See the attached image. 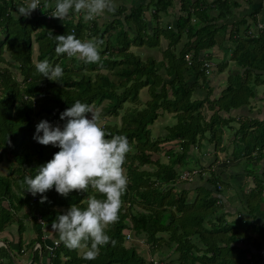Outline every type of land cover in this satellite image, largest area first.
Listing matches in <instances>:
<instances>
[{
    "label": "trees",
    "instance_id": "trees-1",
    "mask_svg": "<svg viewBox=\"0 0 264 264\" xmlns=\"http://www.w3.org/2000/svg\"><path fill=\"white\" fill-rule=\"evenodd\" d=\"M136 1L123 21L98 25L95 19L84 21L82 14L70 13L62 21L51 17L55 0H48V9H43L41 0L43 11L37 8L27 18L17 11L23 0H0V163H6L7 168L6 176H0V229L15 223L19 227L17 213L25 210L23 218L30 221L35 240L41 243L43 232L35 216L51 229L57 215L73 204L85 207L83 201L95 194L92 190L73 191L63 197L53 188L41 203V194L33 197L25 193L19 183L25 176L34 178L38 167L59 151L33 139L36 125L47 120L62 127L65 121L60 120V114L79 100L99 108L101 119H114L109 123L102 120L106 138L127 137L132 149L123 166L127 189L119 220L107 230L115 247L108 244L94 260H85L87 249L78 254V250L65 247L56 233L58 246L52 252V264H264V225L243 220L241 213L227 221V212L220 213L224 206L217 175L209 173L207 177L204 173L210 164L197 167L191 154H204L206 144L213 146V154L225 151L221 140L227 129L233 160L264 158V113L260 121L238 115L240 108L256 97L254 88L264 85V29H258L255 20L259 10L247 15L250 24L243 18L231 23L229 57L214 66L209 50L215 45L216 33L225 27L211 22L229 17L238 8L237 1L217 0V13L204 6L203 0L184 4L172 28L159 25L171 0ZM252 25L257 33L249 31ZM49 32L53 36L74 34L82 41L103 39L102 67L57 55L56 41ZM134 49H146L147 55L142 57L143 53L136 54ZM154 50L159 59L151 56ZM44 59L63 68L59 82L36 71L35 63ZM228 63L234 69L228 68ZM227 69L225 87L215 100H209V77ZM196 89H204L205 97H198ZM142 90L147 95L145 101L139 98ZM204 108L211 112L207 119ZM165 113L171 115L173 124L165 127L164 136L152 137L150 127ZM86 115L91 118V113ZM171 142V146L165 145ZM161 156L166 163H161ZM183 170L198 171L197 180L204 184L176 188V184L187 182L180 179ZM262 187L257 181L243 196V212L251 219L262 201ZM130 233L144 240L146 247H124ZM11 259L0 249V264H12Z\"/></svg>",
    "mask_w": 264,
    "mask_h": 264
},
{
    "label": "clouds",
    "instance_id": "clouds-1",
    "mask_svg": "<svg viewBox=\"0 0 264 264\" xmlns=\"http://www.w3.org/2000/svg\"><path fill=\"white\" fill-rule=\"evenodd\" d=\"M40 5L41 0H23L17 11L19 16L27 18L37 8L41 9ZM49 7L48 0H44L43 9ZM116 10L114 0H55L51 17L62 21L70 13H75L82 14L87 22L106 13L115 14ZM49 36L56 41L57 55L66 54L68 58H75L84 64L102 67L100 50L103 39L92 37L82 41L74 34L53 36L51 32ZM35 69L55 82L60 81L64 72L59 64L53 66L48 59L37 61ZM88 113H91L90 119L86 115ZM60 120L65 121L62 127H54L47 120L36 125L33 139L41 145L57 147L59 151L50 161L38 167L34 178L25 176L19 182L20 188L33 197L41 194V203L47 200L44 194L53 188L63 197L73 191L88 193L92 190L95 194L88 195L83 201L85 207L73 204L64 214L57 215L51 229L65 247L87 249L83 259L94 260L102 247L116 245L107 230L119 220L122 196L128 182L123 166L132 149L124 135L106 138L108 134L102 126L101 110L87 103L75 101L60 114Z\"/></svg>",
    "mask_w": 264,
    "mask_h": 264
},
{
    "label": "crops",
    "instance_id": "crops-1",
    "mask_svg": "<svg viewBox=\"0 0 264 264\" xmlns=\"http://www.w3.org/2000/svg\"><path fill=\"white\" fill-rule=\"evenodd\" d=\"M195 0H171V3L167 9V14L162 15L161 22H159L160 26H165L167 28H172V26L175 23V18L178 14H182L180 12V7L184 4L191 5ZM217 0H203L205 3L204 6H207L209 10H214L217 13V7L214 5V3ZM238 3V8L234 9L231 15L229 17H226V19L222 20H216L211 22L212 24L218 26H224V30H220L216 33L215 36V45L209 50V53L211 52L212 60L213 62L212 65H216L222 58H226V60L229 57L228 50L231 49V42L227 40V34L231 30V23L237 22L241 20L242 18L246 20V23H251L250 19L247 18V15L254 11V10H259L258 13L255 15V20H256V26H263L262 28L264 29V0H235ZM114 3L117 5V10L115 14H110L106 13L104 16L99 17L101 20V24L104 23L105 21L111 22L114 20H120L123 21V15H126L130 8L134 5L137 4L136 0H114ZM212 8V9H211ZM208 10V11H209ZM212 12V11H210ZM148 12L144 13V17L148 20ZM128 25H131L129 23ZM215 26V27H216ZM256 26L254 27L253 25L251 26L252 33H257L258 30H255ZM161 46H165V43L162 44ZM141 50V49H140ZM146 52L147 50L144 49ZM157 51V50H154ZM228 68L230 67L234 69L233 66L229 65L228 63ZM228 71V69H227ZM215 74V75H214ZM214 78H217V82L219 80H224L226 78V73L225 74H217L214 72ZM218 84V83H217ZM216 86H219L216 85ZM257 94V93H256ZM257 100L255 99L252 102H248L247 107H242L240 108L241 112L242 110L246 111V114L244 117H247L251 120H261L263 117V110L261 112L260 108H254L256 105ZM250 106V107H249ZM257 106V105H256ZM239 110V111H240ZM261 112V113H260ZM226 133V132H225ZM224 133L223 135V140L222 146L226 147L225 151H217L213 154V150L209 152V156L207 153L200 154V158L196 157L199 154H196L195 156L193 155V158L196 160V165L197 167L200 165L207 166L210 164V167L208 170L204 173L205 175L209 173H213L217 175V178H222L225 179L227 184H231V188H229L227 192V196H222V204L226 210L223 207V210L220 213H226V218L227 221L234 219L236 213H241L240 215L242 216L243 220H248V222L255 223L257 224H263L264 225V158H260L258 161L254 160L252 161L251 168L252 170L255 169L254 172L257 170V180H253L249 178V174L247 175V170L245 169L246 166H248L247 161L244 159H239V160H233L231 156L232 152V145H231V139L230 142L227 140L230 136H226ZM204 144H206L203 141ZM212 145H207L205 147L204 152L209 148H212ZM218 152L221 153L224 156L225 165L224 164H218V166L213 167V163L216 161V157L218 155ZM213 160V161H212ZM227 164V166H226ZM213 165V166H212ZM192 167V165L190 166ZM218 167H219V172H218ZM193 168V167H192ZM216 171H214L213 169ZM226 170V171H224ZM223 172V173H222ZM194 179V178H193ZM197 180V177L195 178ZM192 180V179H191ZM190 180V181H191ZM189 180L187 182H190ZM259 181L261 183L262 187V201L260 202L255 214H254V219H251L250 216L246 215L243 212V207H244V194H246L256 183ZM199 185L196 186H201L204 184L202 181H198ZM238 183V185H237ZM245 186L242 190L236 191V188L241 186ZM189 185V184H187ZM195 186V187H196ZM194 188V187H193ZM192 188V189H193ZM235 197L234 202H231L232 199ZM3 207H5V204H1ZM230 210V211H229ZM19 213V220L18 224L20 226L18 227L17 223L11 224L10 226H4L3 228L0 229V249H4L5 252H7L9 255H11V262L12 264H34L33 262H37L36 264H46L47 262V256L44 251V246L50 244L51 241L57 240L58 238L56 237V232H54L52 229H43L42 230V238L40 237L41 243H38L37 240H35L36 234L33 231L30 221L27 219V217L23 216L26 214L25 210H22ZM27 230H31L32 235H29L27 233ZM38 245V248H34V246ZM43 248V249H42ZM141 248V247H139ZM26 254V256H25ZM153 259H155L153 257Z\"/></svg>",
    "mask_w": 264,
    "mask_h": 264
},
{
    "label": "rangeland",
    "instance_id": "rangeland-1",
    "mask_svg": "<svg viewBox=\"0 0 264 264\" xmlns=\"http://www.w3.org/2000/svg\"><path fill=\"white\" fill-rule=\"evenodd\" d=\"M120 1V0H119ZM95 21L97 22V24L98 25H101V20L99 19V17L98 18H96L95 19ZM112 32V31H111ZM35 48H36V46L33 44V51H32V58L34 59V57H35ZM178 50V49H177ZM177 50H176V52H177ZM131 52H132V50H130ZM133 52L134 53H143V56L142 57H144V56H146L147 54H146V52L144 51V50H136V49H134L133 50ZM139 53V54H140ZM151 56H153V57H155L156 59H159V52L158 51H154V52H152L151 53ZM230 72L229 71H227L226 72V74H229ZM225 74V73H224ZM225 74V75H226ZM16 78H17V80L19 81V80H21L20 79V77L18 76V75H16ZM210 79H208L209 81H208V88H210L211 90H212V92H211V95H209V97H208V99L209 100H215L216 99V97L218 96L217 94H219V92L225 87V81L224 80H219L218 82H217V78H214V75H211L210 77H209ZM110 79H112V80H115V77H110ZM263 79V78H262ZM219 84V86H216V85H218ZM196 94L198 95V97L200 96V97H205V95H206V92H205V90L204 89H196ZM254 92H256L257 94H256V97H254L253 99H249V102H252V101H254L255 99L257 100L256 102V105L254 106V108H260V110H261V112H262V110H263V108H264V85H262V86H258L257 88H254ZM139 98H140V100L141 101H145V100H147V95H146V93H145V91L144 90H142L141 92H140V94H139ZM194 98H196V97H194ZM250 107V106H249ZM260 112V113H261ZM210 111L209 110H207L206 108H204V110H203V114H204V117H205V119H207L208 118V116L210 115ZM233 113V112H232ZM231 113V114H232ZM264 113V110H263V112H262V114ZM246 114V111L245 110H242V112H241V110L238 112V115H241V116H244ZM220 115H223L222 113H220ZM231 116V115H230ZM232 116H234V114L232 115ZM103 121H105V123H109V122H111V121H114V119H112V118H105V119H102ZM173 122H174V120L171 118V115H168V114H163L161 117H159L155 122H154V124L150 127V131H151V135H152V137H155V136H164L165 134H166V131H165V127H168V126H170V125H172L173 124ZM233 126H235L234 124H233ZM225 134H226V136H230V132L229 131H227V129H225ZM222 142H224V140H221ZM172 143L173 142H171V143H166L165 145L166 146H171L172 145ZM166 146H164V147H166ZM213 150V147L212 148H208L204 153H207L208 154V156L210 155L209 154V152L210 151H212ZM191 154H193L194 156L196 155V151H191ZM200 156L201 155H197L196 157H199L200 158ZM162 158H160L161 159V163H166V159L164 158V156H161ZM225 161L226 160H224V156L221 154V153H219L218 152V155H217V157H216V161L213 163V167H217L218 166V164H224L225 165ZM251 164H252V160H250L249 161V163H248V166H246L245 167V169L247 170V175L249 174V178L250 179H252V178H255V177H257L258 175H257V170H256V172H254L255 171V169H253L252 170V168L250 167L251 166ZM226 166H227V164H226ZM192 169H194V168H192ZM213 169V168H212ZM7 170V168H6V163H0V176H6V171ZM214 170V169H213ZM218 172H219V167H218ZM215 171V170H214ZM224 171H226V170H224ZM184 172H187L186 170H183L182 172H181V174H183ZM216 172V171H215ZM189 173V178L190 179H192L190 182H183V183H179V184H176V188H179V189H181V188H183V189H187V188H193V187H195L196 185H199V183H198V180H196L195 178L199 175V173H198V171H196V170H191L190 172H188ZM223 173V172H222ZM194 174V175H193ZM184 175V174H183ZM207 177H208V175H206ZM206 177V178H207ZM194 178V179H193ZM219 180V182H220V186H221V191H220V195L221 196H227V192H228V190H229V188H231V184H227V182H226V180L225 179H222V178H219L218 179ZM188 181V180H187ZM202 182H204V180H202ZM187 184H190V185H187ZM237 185H238V183H237ZM245 186H243V184H241V186L239 185V187H237L236 188V191H239V190H242L243 188H244ZM193 195L192 194H190V196H189V198L190 197H192ZM234 200H235V197L232 199V201L231 202H234ZM4 204V203H3ZM4 208H6V205H5V207ZM224 209L226 210L227 208H225L224 207ZM57 210H59V209H57ZM230 211V210H229ZM17 215H19V213H17ZM27 233L29 234V235H32V232H31V230H27ZM145 241L144 240H142V239H138V238H135L131 233L130 234H128V241H126L125 243H124V247H128L129 246V244H132L135 248H138L140 245H143L144 247H146V245H145ZM83 251V249H79L78 250V254H80L81 252ZM169 255H171V251L170 252H167V254H166V256L167 257H169ZM25 256H26V254H25ZM152 260H155V259H152ZM155 262V261H154ZM34 264H36L37 262H33ZM158 264V263H157Z\"/></svg>",
    "mask_w": 264,
    "mask_h": 264
},
{
    "label": "built area",
    "instance_id": "built-area-1",
    "mask_svg": "<svg viewBox=\"0 0 264 264\" xmlns=\"http://www.w3.org/2000/svg\"><path fill=\"white\" fill-rule=\"evenodd\" d=\"M257 28H258V29H261L262 26L259 25V26H257ZM184 58L187 60V59H188V56H185ZM204 66H208V68L212 67V65H211L210 63H209V64H206V63H205ZM205 74H206V75L209 74V70H208V69L205 70ZM183 174H184V175H183ZM183 174L180 175V179H181V180H189V179H190V178H189V173H188V172H184ZM193 175H194V174H193ZM35 222H36V225H37L41 230H43V228H44L45 230L47 229L46 224L43 222V220H42L39 216H35ZM41 238H42V236H41ZM127 239H128V237H127ZM57 246H58V241H57V240H53V241L50 242V244L44 246V251H45V254H46V256H47V257H46V258H47V262H46V264H52V262H51V258L53 257L52 252L54 251V249H55ZM34 248H38V249H39V247H38L37 244H36V246H34ZM61 264H63V263H61Z\"/></svg>",
    "mask_w": 264,
    "mask_h": 264
}]
</instances>
